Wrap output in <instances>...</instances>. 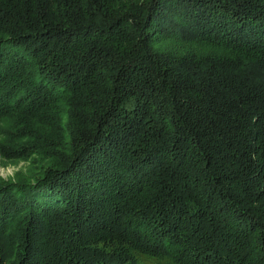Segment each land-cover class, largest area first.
I'll return each instance as SVG.
<instances>
[{"label":"trees","instance_id":"1","mask_svg":"<svg viewBox=\"0 0 264 264\" xmlns=\"http://www.w3.org/2000/svg\"><path fill=\"white\" fill-rule=\"evenodd\" d=\"M13 115L56 128L67 157L11 188L0 263L264 264V0H0Z\"/></svg>","mask_w":264,"mask_h":264},{"label":"rangeland","instance_id":"2","mask_svg":"<svg viewBox=\"0 0 264 264\" xmlns=\"http://www.w3.org/2000/svg\"><path fill=\"white\" fill-rule=\"evenodd\" d=\"M82 72L85 78L81 79V77H76L77 79L71 85L72 89L77 88V90H74L75 91L74 93H77L80 88L84 87L87 81L86 79L87 71H82ZM68 95H66L62 99V101L57 103L59 106L57 104L56 105L58 107L60 106L63 107L64 102H68L69 99L72 97L71 93H69ZM41 123L44 122L40 120V117H26V116H18V115L7 116L5 120L0 121V194L4 193V195L0 197L1 200L0 230H1V225L5 223L4 222L1 224V222H3L2 219L6 220L11 215L12 204H16L15 199L20 197V195L12 193L11 188L15 189V187L16 188L24 187L32 184L35 178L40 176V174H42L47 170L53 169L57 166L56 159L59 160V158L56 156V154L59 156L60 155L66 156V153H64L65 151L63 146L62 148L59 145H58L59 147H57L56 144L50 141L51 138L54 141L57 139L58 130L53 126L47 127ZM41 137H46V142L52 143V150L50 149V147L48 149L45 148L46 142L42 141ZM52 151H55V153ZM155 171H156L155 169L148 171L146 176L142 175V177L138 180L144 179V182L146 181V183H150L152 179L154 180L157 178V171L156 173ZM7 200L10 201L6 203ZM116 201H114L113 204H115ZM34 208L36 209L37 207L34 206ZM69 212L70 211L67 212L65 211L60 214L61 221H59L58 223L59 224L58 228L59 231L61 229L63 230V232L61 230L60 235H62L66 240L68 238V240L70 241V243H64V245L69 246V248H71V251L74 252L76 248L73 247V244L71 243L72 241L71 239L72 238L74 239L73 241L74 244L80 242H78V240L73 237L71 224L68 221L65 222V219L69 218L68 217ZM53 214L59 215L57 212H51L47 214L46 218H45L46 215L40 218V220H42V223H44V225L46 226V227L45 226L42 227V232L46 231L47 235H49L48 234L49 230L46 224L48 223V226L51 224L48 217L53 216ZM28 216H29L28 211H25L23 214L19 216L17 220L11 219V220H15L12 226L14 228L18 227V231H19L17 233L18 235L17 234L15 235L16 243H20L23 240V229L22 230L20 229L22 226L23 227L25 226V222L27 221ZM114 217L115 216H113L112 219ZM11 220H9V223H11ZM234 224H235L234 222L230 221L229 227L231 228L233 226L236 229V226H234ZM183 225H186L185 221ZM27 233L29 234L28 238L33 237V232L32 230H30V228L27 231ZM245 236L247 239V235ZM37 239L38 242L41 243L38 237ZM66 240L64 241L66 242ZM246 245H247V241L245 243V246ZM14 253L15 252L11 254L12 256V258L10 259L11 261L7 263L3 262L0 264H10V262H13L15 258ZM34 255L35 252H32V256ZM140 261H142L143 264H173L167 258L145 257V258H141ZM48 264H51V261H48ZM52 264H56V262L55 263L53 262ZM57 264L59 263L57 262ZM204 264H219V263H217L215 259L212 258L208 260L206 263L204 262Z\"/></svg>","mask_w":264,"mask_h":264}]
</instances>
